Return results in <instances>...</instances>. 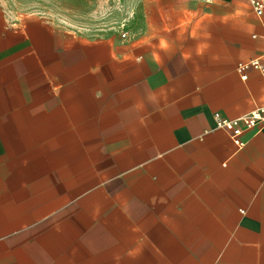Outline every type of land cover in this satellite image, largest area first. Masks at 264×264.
I'll return each mask as SVG.
<instances>
[{
	"label": "crops",
	"instance_id": "crops-1",
	"mask_svg": "<svg viewBox=\"0 0 264 264\" xmlns=\"http://www.w3.org/2000/svg\"><path fill=\"white\" fill-rule=\"evenodd\" d=\"M254 59L249 0H0V264H264Z\"/></svg>",
	"mask_w": 264,
	"mask_h": 264
},
{
	"label": "built area",
	"instance_id": "built-area-1",
	"mask_svg": "<svg viewBox=\"0 0 264 264\" xmlns=\"http://www.w3.org/2000/svg\"><path fill=\"white\" fill-rule=\"evenodd\" d=\"M249 2L256 15L260 17L263 16L264 0H249ZM123 37H125L124 34ZM236 70L243 80L247 79L250 70H256L264 76V62L258 59L243 61L237 65ZM215 119L217 127L228 132L233 137L235 143L242 147L244 146V142L241 140L242 134L247 130H252L260 125H264V105L236 119L224 118L219 113L215 114Z\"/></svg>",
	"mask_w": 264,
	"mask_h": 264
}]
</instances>
